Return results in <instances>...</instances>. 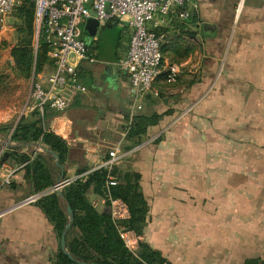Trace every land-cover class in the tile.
I'll use <instances>...</instances> for the list:
<instances>
[{
	"label": "crops",
	"instance_id": "1",
	"mask_svg": "<svg viewBox=\"0 0 264 264\" xmlns=\"http://www.w3.org/2000/svg\"><path fill=\"white\" fill-rule=\"evenodd\" d=\"M193 1L190 20L174 12L156 27L163 73L139 101L118 65L128 50L126 23L100 29L111 39L103 50L108 60L99 59V35L91 48L98 62L78 67L87 92L73 96L65 113L45 115L46 129L70 148L65 165H49L56 184L90 186L94 207L109 212L91 175L121 144L116 167L141 177L149 205L143 242L170 264H246L243 229L250 214L264 212L259 200L239 198L248 190L257 196L264 183V0ZM170 67L179 71L173 82ZM138 115L159 116L139 144L127 135ZM31 147L16 149L34 159ZM8 151L1 148L0 157ZM25 173L15 163L0 165V264H54L61 240L36 202L23 204L37 194Z\"/></svg>",
	"mask_w": 264,
	"mask_h": 264
},
{
	"label": "built area",
	"instance_id": "2",
	"mask_svg": "<svg viewBox=\"0 0 264 264\" xmlns=\"http://www.w3.org/2000/svg\"><path fill=\"white\" fill-rule=\"evenodd\" d=\"M28 4L34 6L37 45L45 46L50 62L45 71L33 75L31 100L42 118L49 111L65 113L73 96L85 94L88 90L81 81L78 67L83 61L98 62L94 47L91 49L98 41V34L88 37L84 33L89 20L98 21L100 29L112 21L126 23L128 50L118 65L128 77L136 101H139L153 93L154 83L163 73V36L157 33L156 27L174 12L180 20L188 21L196 9L193 0H0V28H4L10 17ZM178 74L176 67L168 68V82L175 81ZM124 155L121 144H118L109 151V158L95 170L103 168L111 173ZM71 183V180L58 182L52 191H62ZM116 184L109 174L107 187ZM104 200L126 247L136 253L143 241L142 236L127 226L130 219L127 204L111 197Z\"/></svg>",
	"mask_w": 264,
	"mask_h": 264
},
{
	"label": "trees",
	"instance_id": "3",
	"mask_svg": "<svg viewBox=\"0 0 264 264\" xmlns=\"http://www.w3.org/2000/svg\"><path fill=\"white\" fill-rule=\"evenodd\" d=\"M16 14L23 21V26L20 29L22 37L11 52L13 70L24 78H30L32 74L37 76L45 71L50 62L46 56L45 46L40 43L37 49L35 47L34 6L25 5ZM1 78L0 73V82ZM158 118V115L136 116L128 127V138H136L139 144L149 127L157 124ZM10 132V139L13 142L25 144L40 142L60 158V165H65L68 161L70 148L67 141L46 129L45 117L42 118L38 114L30 121L22 118L15 127H0V133ZM48 157L56 160L52 154ZM8 163H15L25 169L26 179L35 193L46 191L56 184L54 168L49 165L45 155L38 154L32 159V156L18 152V149H11L0 157V165ZM109 174L114 177L117 184L108 188ZM140 178L136 173H122L117 167L111 173L102 168L92 173L91 182L95 195L103 199L110 197L121 199L127 204L130 211L127 226L142 236L147 223L149 205L141 191ZM90 188L80 182H72L63 189L62 196L57 192L45 194L35 203L53 224L60 240L69 222L67 210L61 206V198L65 199L67 207L71 206L74 211V223L66 236L67 249L72 259L60 247L54 264H170L159 251L152 249L145 242H141L138 251L132 253L122 240L111 214L99 212L88 199ZM255 262L247 261V264Z\"/></svg>",
	"mask_w": 264,
	"mask_h": 264
},
{
	"label": "rangeland",
	"instance_id": "4",
	"mask_svg": "<svg viewBox=\"0 0 264 264\" xmlns=\"http://www.w3.org/2000/svg\"><path fill=\"white\" fill-rule=\"evenodd\" d=\"M22 26L23 21L18 18L17 14H14L8 20L7 25L4 28H0V73L2 75L0 82V127H15L22 118H27L28 121H30L34 115H38L31 100L33 74L30 78H24L13 70L14 62H12L13 59L11 57V52L22 37L20 31ZM99 35L101 39L99 44V59L108 60V54H104L103 50L110 37L108 36V39L107 35L103 34L102 30ZM34 43L37 49V41L35 38ZM119 52H121V49ZM10 134L11 132L8 134L0 133V140H11ZM36 143L43 145L40 142ZM30 149L44 155L43 152L39 151L35 146ZM32 150H29V153H32ZM46 160L48 163H53V160L49 157H46ZM52 190L53 187L40 193L50 194L53 193ZM255 191L256 190H248V193L244 197L243 195L239 197L240 200L247 204H255L259 200V202L264 205V183L257 196L254 193ZM88 199L90 200L89 197ZM61 206L65 211L67 210V202L63 198H61ZM67 216L69 220V215ZM243 230L246 232V235H242L244 242L243 245L251 259L247 261H256L254 264H264V238L262 243L258 244V242H256L258 235H264V212L255 213L254 216L250 214ZM258 255H261V257H258L259 259L255 260Z\"/></svg>",
	"mask_w": 264,
	"mask_h": 264
},
{
	"label": "water",
	"instance_id": "5",
	"mask_svg": "<svg viewBox=\"0 0 264 264\" xmlns=\"http://www.w3.org/2000/svg\"><path fill=\"white\" fill-rule=\"evenodd\" d=\"M99 31H100V24L98 21H95V20H89L85 26V29H84L85 35L90 36V37L96 36L99 33ZM26 145L27 144H25V143L13 142L12 140H0V147L5 148L7 150L21 148V147H24ZM30 145L37 147V149H39V151H41L43 153L52 154L56 158L57 165L60 167V158L54 152H52L50 149H47L45 146L37 144V143H31ZM59 182H61V180ZM57 193H58V195L62 196L61 191H58ZM43 195H45V193L37 194V195L31 197L30 199L24 201L23 204L31 203L33 200L40 199ZM67 213L69 215V222L64 229L60 244H61L62 251L72 259V256L70 255V253L67 249V241H66L67 233L72 228V225L74 223V211L71 208V206L67 207ZM80 264H85V263H80Z\"/></svg>",
	"mask_w": 264,
	"mask_h": 264
}]
</instances>
